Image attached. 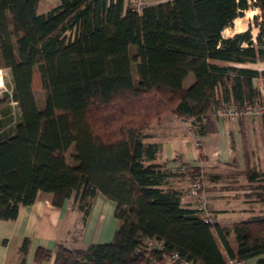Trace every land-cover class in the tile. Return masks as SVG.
Returning a JSON list of instances; mask_svg holds the SVG:
<instances>
[{"label": "trees", "instance_id": "1", "mask_svg": "<svg viewBox=\"0 0 264 264\" xmlns=\"http://www.w3.org/2000/svg\"><path fill=\"white\" fill-rule=\"evenodd\" d=\"M40 1L0 0V70L12 75L11 91L0 99V219H16L39 192L52 193L58 207L74 197L77 235L101 193L116 204L111 241L39 248L37 262L264 264V215L206 221L169 186L174 177L202 181L199 170L174 172L157 161L161 145L147 142L152 122L167 113L204 136L216 129L221 108L244 115L264 100L255 85L264 72L243 66L264 59V0H170L142 12L128 0H60L39 13ZM250 7L260 11L251 22L256 38L251 27L223 37ZM37 81L46 91L42 102ZM247 178L264 182V172L248 170ZM258 190L264 207V185ZM29 244L25 238L18 264Z\"/></svg>", "mask_w": 264, "mask_h": 264}, {"label": "crops", "instance_id": "2", "mask_svg": "<svg viewBox=\"0 0 264 264\" xmlns=\"http://www.w3.org/2000/svg\"><path fill=\"white\" fill-rule=\"evenodd\" d=\"M165 1L170 0H148V4ZM243 66L264 72V59ZM255 85L264 99V78L256 79ZM215 125L213 132L199 136L189 121L169 114L152 122L147 142L161 145L157 161L166 163L174 172L184 165L199 170L203 194L217 223L227 225L263 216L264 207L256 199L257 191L250 188L254 182L249 181L247 172H264V115L219 118ZM189 184L187 176L174 177L169 182V186L181 191L184 205H193L187 194ZM115 210L116 204L98 193L82 232L72 239L70 232L80 228L75 198L58 207L53 204L52 193L39 192L33 204L20 207L16 219H0V264H18L19 248L25 238L30 241L25 264H53L54 258L37 262L35 255L39 248L53 250L58 243L85 249L92 243L109 242L117 225ZM229 244L233 250L238 247L234 233ZM254 262L252 259L248 263Z\"/></svg>", "mask_w": 264, "mask_h": 264}, {"label": "rangeland", "instance_id": "3", "mask_svg": "<svg viewBox=\"0 0 264 264\" xmlns=\"http://www.w3.org/2000/svg\"><path fill=\"white\" fill-rule=\"evenodd\" d=\"M59 2H60V0H41L40 3H39V13H46V12H48L53 7L57 6V4H59ZM258 14H260V11L258 9H254L253 7H250L244 13V16L241 17L242 20H243V22L246 24V29L245 30H247L248 28L251 27V31H252V34H253V37L254 38H256V36H257V34L259 32V29L254 24L251 25V22H252V19H253L254 15H258ZM234 27H235V25L233 23V25L231 27H229L230 28L229 29V32L227 34H225L223 37H225V38L232 37L235 33H238V32H234V29H235ZM1 80H2V82H1ZM193 81H194V76L192 74H190L188 76V78L186 79V81L184 83V86L185 87H189L193 83ZM0 82H1L0 99H2L3 98V95H4V93L6 91L7 92H10L11 91L12 75H11L10 69H8V68L1 69ZM35 94L37 96V99L40 102L44 101V98L46 96V91H45V89L41 86V84L38 81L35 83ZM169 114L170 113H167V114L163 115L162 118L164 116L169 115ZM16 121H17V119L14 120L13 123H15ZM73 153H74V147H72L71 149H69V151L67 152V160L71 164L74 163V161L72 159ZM260 185H264V182H254L253 184L250 185V188L255 189L258 192L259 191L258 190V187ZM75 234H76V229H73L70 232V235L72 237V235H75Z\"/></svg>", "mask_w": 264, "mask_h": 264}, {"label": "built area", "instance_id": "4", "mask_svg": "<svg viewBox=\"0 0 264 264\" xmlns=\"http://www.w3.org/2000/svg\"><path fill=\"white\" fill-rule=\"evenodd\" d=\"M131 7L137 12H142V10L147 6L148 0H128ZM218 116L221 118H237L241 113L234 107H224L218 111ZM244 115L247 116H262L264 115V100L257 102L254 105H249L243 111ZM187 194L192 197L193 205L201 210L206 218V221H213L214 216L209 203L207 202L203 191H202V181L197 178H191L190 184L187 189ZM229 264H242L237 260L230 259ZM181 264H195L188 261H183Z\"/></svg>", "mask_w": 264, "mask_h": 264}, {"label": "bare ground", "instance_id": "5", "mask_svg": "<svg viewBox=\"0 0 264 264\" xmlns=\"http://www.w3.org/2000/svg\"><path fill=\"white\" fill-rule=\"evenodd\" d=\"M251 14V13H250ZM249 15V14H248ZM234 25H235V29H234V32H242L246 29V24L243 22L242 18L241 17H237L235 20H234ZM229 27L225 28L223 31H222V35L224 36L225 34H227L229 32ZM0 78H1V70H0ZM2 82V80H1Z\"/></svg>", "mask_w": 264, "mask_h": 264}]
</instances>
